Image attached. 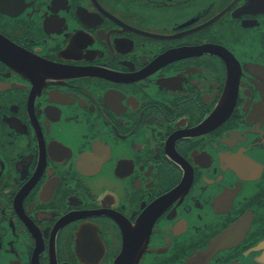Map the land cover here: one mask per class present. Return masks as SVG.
I'll return each mask as SVG.
<instances>
[{
  "label": "flooded vegetation",
  "instance_id": "flooded-vegetation-1",
  "mask_svg": "<svg viewBox=\"0 0 264 264\" xmlns=\"http://www.w3.org/2000/svg\"><path fill=\"white\" fill-rule=\"evenodd\" d=\"M0 264H264V0H0Z\"/></svg>",
  "mask_w": 264,
  "mask_h": 264
}]
</instances>
